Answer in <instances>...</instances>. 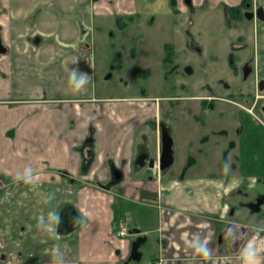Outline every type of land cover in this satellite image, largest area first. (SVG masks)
Here are the masks:
<instances>
[{
  "label": "crops",
  "instance_id": "1",
  "mask_svg": "<svg viewBox=\"0 0 264 264\" xmlns=\"http://www.w3.org/2000/svg\"><path fill=\"white\" fill-rule=\"evenodd\" d=\"M199 1L184 7L201 9ZM123 2L0 0V264H264V120L256 112L264 117V21L249 79L229 62L242 100L234 79L221 76L184 97L193 108L184 120L207 131L200 141L209 147L195 148L193 134L179 140L159 120L162 97L98 95L96 23L125 32L124 16L137 15V27L151 17L137 0L118 10ZM254 3L264 10V0ZM217 63L209 61L210 76ZM164 128L173 139L166 164ZM63 211L65 229L73 227L66 232Z\"/></svg>",
  "mask_w": 264,
  "mask_h": 264
},
{
  "label": "rangeland",
  "instance_id": "2",
  "mask_svg": "<svg viewBox=\"0 0 264 264\" xmlns=\"http://www.w3.org/2000/svg\"><path fill=\"white\" fill-rule=\"evenodd\" d=\"M137 1L140 9L151 14V17L143 21L139 27L137 23L132 25V20H139L137 15L122 18L123 23L133 28L125 32L120 31V26L114 22L108 23L104 28L99 22L96 23L93 41L98 95L156 94L162 97L159 120L168 127L171 134L179 140L193 134L190 139L195 148L197 146L208 148L209 144L200 141L201 135L207 131L195 130L193 124L184 120V110L190 112L188 107L190 102L185 101L184 97L207 91L202 88L206 79L214 81L217 76H221L225 79H234L232 87L234 98L242 100L237 94L244 89L240 88V82L230 69L229 52H233L236 62L243 58H252L258 26L250 22L245 29L227 28L223 9L230 5L225 0H222V3L217 1L218 8L211 5L213 0H207L210 5L204 11L200 10L206 6L205 0L201 2L204 3L201 9L198 7L199 9L191 10L184 7L183 0ZM245 2L254 3L255 0H240V4ZM127 4V0H124L123 4L117 5L116 8L126 10L130 7ZM176 10L187 12L180 16ZM1 23L0 36L3 41L6 24ZM183 25L185 29L191 30L196 46L203 49L202 53L195 48L186 50L187 38L184 32L180 31ZM102 36L109 41L105 46L101 40ZM239 36L244 38L241 41L237 40ZM232 40H236L237 43L245 41L248 46L241 52L240 50L234 52L230 45ZM167 43L171 46L168 47ZM141 44L145 46L144 51L136 53L135 48H140ZM128 47L132 49L126 51ZM211 60H217L218 63L215 66L216 70L207 77L206 73L210 72L208 63ZM243 102L247 104L246 100ZM256 112L264 120L262 111L257 109ZM149 143L152 144L151 141Z\"/></svg>",
  "mask_w": 264,
  "mask_h": 264
},
{
  "label": "flooded vegetation",
  "instance_id": "3",
  "mask_svg": "<svg viewBox=\"0 0 264 264\" xmlns=\"http://www.w3.org/2000/svg\"><path fill=\"white\" fill-rule=\"evenodd\" d=\"M255 5H256V3L246 2L245 4H239V5H235V6H229V7H233L234 14L231 16L230 19H227V18L225 19L226 27L229 28V29L235 28V29L241 30V29H245L246 26H247V24L249 25L250 22H252V23L254 22L258 26V23L259 22H263L264 21V10L260 6L256 7ZM239 38H240V36L238 37L237 40H240ZM235 44L236 45L233 46V51L234 52L237 51V50H240V48L238 46V43L236 42ZM187 48L190 49V50H191V48H195L196 51H198L200 53L203 52V49L202 48L196 46L195 39H194V35L191 32V30H189V29H187V45H186V50H187ZM229 59H230L229 62H230V64L233 67L234 73L240 77V80L241 81H244V80L247 81L249 79V77H250V72L254 69L253 59L252 58H249V57L246 58L243 61V63L240 66V68H237V67H235L233 65L234 64V61H235L234 60L233 53L230 54ZM166 60H168V58H166ZM205 65H207V64H205ZM212 72H214V70H212ZM206 76L208 77L209 74L206 73ZM243 87L244 86H242V88ZM248 94H252V92L249 91ZM189 109H190L189 111L191 113H193V108H190L189 107ZM163 138L165 140L164 147H166V145L169 146L170 144L173 143V139L167 133V129H165V133L163 134ZM192 146H194V143H193Z\"/></svg>",
  "mask_w": 264,
  "mask_h": 264
},
{
  "label": "trees",
  "instance_id": "4",
  "mask_svg": "<svg viewBox=\"0 0 264 264\" xmlns=\"http://www.w3.org/2000/svg\"><path fill=\"white\" fill-rule=\"evenodd\" d=\"M246 3V2H245ZM243 3V4H245ZM225 11H226V18L227 19H230L231 16L234 14V10H233V7H229V6H226L225 7ZM233 46H234V43H233ZM168 161V156L164 158V161H163V164H166ZM69 213H67V211H63V214H62V218H61V226H60V230L61 232H66L67 230L69 229H72L73 227H69V229H65V225L63 224H66V221H70V218H71V215L69 216L68 215ZM65 221V222H64Z\"/></svg>",
  "mask_w": 264,
  "mask_h": 264
},
{
  "label": "water",
  "instance_id": "5",
  "mask_svg": "<svg viewBox=\"0 0 264 264\" xmlns=\"http://www.w3.org/2000/svg\"><path fill=\"white\" fill-rule=\"evenodd\" d=\"M5 47L3 46V44L1 43L0 41V51H5ZM258 89L259 90H263L264 89V79H262L260 82H259V85H258ZM163 144H165V140L163 138ZM167 149V150H166ZM165 153L163 155V158L167 157L168 156V146L166 145L165 147ZM167 151V152H166ZM141 162V161H140ZM146 163V160L145 158H143V161L141 162V164H145ZM148 165L149 167L153 168L155 166V159L154 158H151L148 160Z\"/></svg>",
  "mask_w": 264,
  "mask_h": 264
},
{
  "label": "built area",
  "instance_id": "6",
  "mask_svg": "<svg viewBox=\"0 0 264 264\" xmlns=\"http://www.w3.org/2000/svg\"><path fill=\"white\" fill-rule=\"evenodd\" d=\"M250 110L253 111L252 109ZM127 234H128V230L126 227H123L118 231L119 236H125ZM148 264H162V261L161 259H156V260L150 261Z\"/></svg>",
  "mask_w": 264,
  "mask_h": 264
},
{
  "label": "clouds",
  "instance_id": "7",
  "mask_svg": "<svg viewBox=\"0 0 264 264\" xmlns=\"http://www.w3.org/2000/svg\"><path fill=\"white\" fill-rule=\"evenodd\" d=\"M82 83V82H81ZM80 85H77V87H79Z\"/></svg>",
  "mask_w": 264,
  "mask_h": 264
}]
</instances>
